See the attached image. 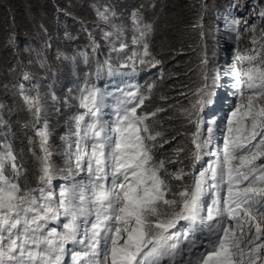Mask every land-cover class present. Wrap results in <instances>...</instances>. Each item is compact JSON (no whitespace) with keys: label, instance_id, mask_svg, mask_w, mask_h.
Here are the masks:
<instances>
[{"label":"snow or ice","instance_id":"6c2138e0","mask_svg":"<svg viewBox=\"0 0 264 264\" xmlns=\"http://www.w3.org/2000/svg\"><path fill=\"white\" fill-rule=\"evenodd\" d=\"M98 15L108 22L115 13L105 9ZM259 15L264 17V11ZM131 19L134 49L124 42L118 27L105 35L120 40L113 51L124 54L121 67L135 70L137 63L154 67L160 61L149 52L152 25L138 12H133ZM233 23L238 25L240 21ZM253 59L245 54L237 63H251ZM201 62L206 65L207 57ZM107 68L113 70L111 64ZM231 68L240 75L235 63ZM243 76L248 94L241 84V102L227 120L228 136L215 164L201 170L190 187L179 191H173L169 178L180 180L183 173L168 171L166 164L173 160L155 158L156 151L168 141L157 139L163 133L150 120L156 112L138 114V107L147 98L137 95L138 90L125 93V106L111 125L99 116L100 90L93 87L82 91L80 107L85 111L73 117L72 135L76 137V166L89 175L86 185L61 188L58 196L53 192L51 184L56 174L49 161L46 123L37 133L42 153L38 157L41 168L37 187H30L26 177L21 181L25 169L17 162L11 145L0 151V264H63L66 255H70L72 264H162L165 258L169 264H176L184 253L181 243L188 240L193 225L207 221L216 222L209 225L207 243L201 242L204 250L193 254L195 261L189 257L187 262L181 259L180 264H264V240H260L264 236V162L257 163L264 161V102L256 103L264 101V69L249 67ZM207 79L205 75V83L194 93L190 107L182 109L196 128L193 166L211 142V128L208 139H200L202 113L215 102L211 92L214 85ZM20 94L38 120L40 96L27 94L23 85ZM210 188L217 189V196L211 207L205 208L202 201ZM220 188L225 189V198L220 197ZM238 210L243 212L242 218L235 215ZM61 216L66 222L60 223ZM217 217L221 219L217 221ZM182 220L188 222L187 226L177 228ZM53 222L62 230L49 228ZM69 244L80 246V250L68 249ZM193 247L195 242L189 241V253Z\"/></svg>","mask_w":264,"mask_h":264},{"label":"trees","instance_id":"16d2710c","mask_svg":"<svg viewBox=\"0 0 264 264\" xmlns=\"http://www.w3.org/2000/svg\"><path fill=\"white\" fill-rule=\"evenodd\" d=\"M213 1L219 3L223 0H114V4L110 3V6L120 11H109L114 12L115 16H111L104 26L111 30H114V26L121 27L120 20L124 23V15H130L128 13L131 8L137 6L148 13L151 18L150 24L152 21L157 24L155 52L162 58L167 75L165 82H160L157 96L153 101L159 104L157 109H163L155 118L154 127L163 133L158 140L161 143L164 140L168 141L158 149L157 156L166 161L173 158L174 163L166 164L170 173L175 172V167L182 160L189 158V130L192 124L183 115L182 107L189 98L186 94L188 89L191 87L194 89L200 83L198 74L201 49L199 19L203 18L210 22L212 16L208 13L205 4ZM93 2L99 3V0H0V105H3L0 111L4 112L8 121L13 123L19 133V142L27 150H29V145L24 142L29 128L24 121L28 119V116L33 115L21 100L13 84V74L10 70L12 66L21 63V54L18 49L22 44H24L23 48L27 45L21 39L22 31L26 28L27 33L35 34L42 40H50L54 48L61 47L63 44H60V41L63 37L59 32L57 16L58 20L65 19L72 27L77 25L74 13L89 22L99 21L101 18L96 17ZM257 2L264 5V0H257ZM11 7H16L14 13ZM64 9L71 12L65 15L67 10ZM101 11L104 9L102 8ZM54 52L50 50L49 55L51 61L57 65L59 59L55 55L58 52L55 55ZM60 68L59 72H61ZM60 76L59 87H61L62 79L65 78L63 72ZM162 92L164 96H159ZM46 110L53 119H59V122L54 125L52 136L53 141H59L65 134L66 125H69L71 107L59 100L56 102L49 100ZM177 150H182L179 155L176 154ZM24 151L27 153L25 149ZM39 151L40 146L34 145L28 157H25L29 162L30 171L33 165L30 164L29 158L31 157L32 161L35 158L32 154L39 153ZM169 180L175 182V188L187 182L182 179L169 178Z\"/></svg>","mask_w":264,"mask_h":264},{"label":"rangeland","instance_id":"374dc122","mask_svg":"<svg viewBox=\"0 0 264 264\" xmlns=\"http://www.w3.org/2000/svg\"><path fill=\"white\" fill-rule=\"evenodd\" d=\"M224 1V2H223ZM222 2H216L213 1L212 10L214 13L216 12L217 8L216 5H222L226 6L228 4L227 0H223ZM222 3V4H221ZM249 6L257 5L256 3L251 2V0H248ZM16 7H11V10L13 13L15 12ZM231 6H229L226 9V12L230 11ZM224 12L222 15L225 17L223 21L221 18H216L215 16L211 15L212 18H210V22L218 26V30H216L214 33H212L210 36L207 37V39L210 41V45H215L217 43V39L219 37V34L221 32L219 26L223 23L225 24V28L229 26V24L233 21L232 17H227V13ZM63 21V20H59ZM96 20L95 22H97ZM24 27V26H23ZM228 28V27H227ZM231 38L235 44L234 49V63L237 64V61L239 60L237 57L241 55L242 50H244L245 42L239 37L237 39V32L234 30L230 31ZM23 37H25V44H27L24 48H21V51H24V57H25V63H26V74L20 77L19 82L20 86L23 85L24 91L29 95H37L44 91L45 83L47 79V75L43 72L42 68L39 66H36L35 64L40 61V56L45 57L49 56L50 50H55L57 47L54 48L53 44H51V41L48 40H42L39 36H35V34H29L27 33V29L24 28L21 34ZM60 44H63V41H60ZM65 45V44H63ZM49 50V51H48ZM69 54V53H68ZM63 59H66L64 56H62ZM243 75V73H242ZM25 76L28 77V80H25ZM246 80V77H245ZM25 81V82H24ZM28 82V84L26 83ZM205 126V125H203Z\"/></svg>","mask_w":264,"mask_h":264},{"label":"clouds","instance_id":"9594fccd","mask_svg":"<svg viewBox=\"0 0 264 264\" xmlns=\"http://www.w3.org/2000/svg\"><path fill=\"white\" fill-rule=\"evenodd\" d=\"M227 1H228V4L226 6L216 5L215 7L217 8V10L215 13L211 9L213 6V3L205 4L207 7V10H208V13L215 16L216 18L217 17L221 18V20H222L224 18V16L222 14L224 12H226V9L229 6H231V8L232 7L236 8L235 11H233L236 13V15L240 14L242 11L248 9V12L243 15L245 18H247L249 20L248 24L245 26V29H248L251 26H253L254 28L252 30L246 31L249 34V36H248L249 41L246 44H248L247 47H250L251 52L254 54L255 60L256 59L257 60L263 59L264 58V17L260 16L259 13L261 11H264V5L258 4L257 0H251V2H253V3L257 2V5H254L253 7L248 5V0H227ZM102 2H103V0H102ZM228 12H226V13L228 14ZM233 12H229V13H233ZM145 13L147 14V17L149 19H151L146 11H145ZM199 20H200L199 32H200V37H201V40H200V44H201L200 51H201L202 48L211 47L210 41L207 39V37L210 36L212 33H214L216 30V27H218V26L209 22V21L204 20L203 18H200ZM156 25L157 24L155 23V39H156V33H157V26ZM154 42H155V40H154ZM152 49H153L152 51L156 57V60L160 61L159 66H161V64L164 66V68H163L164 72L163 73H161L157 70L155 71V75L157 74V75L163 76L160 79V81L157 83V85L159 86L160 82L161 83L165 82L167 71H166V68H165V65L163 63L162 58L155 52V44H154V47ZM156 69H158V67ZM200 77L201 78L203 77L202 73H200ZM202 85L203 84H199L194 89L192 87L188 89V92L190 91V94L188 95L189 98L187 101L194 98V93ZM222 86L223 85L221 84V82H219L218 86L216 87L217 90H224V88H222ZM188 92L186 94H188ZM219 93L220 92H217L215 94V96L218 95ZM156 96H157V93H156L155 97ZM159 96H164V93L163 92L159 93ZM153 101H152V105L159 106V104H156ZM157 106H155V107H157ZM210 107L213 108L212 105ZM207 113H209V112H207Z\"/></svg>","mask_w":264,"mask_h":264},{"label":"bare ground","instance_id":"6f19581e","mask_svg":"<svg viewBox=\"0 0 264 264\" xmlns=\"http://www.w3.org/2000/svg\"><path fill=\"white\" fill-rule=\"evenodd\" d=\"M244 81H246L245 80V77L242 75V73H240V75L236 78V79H234L233 80V83H232V88L233 89H235L237 86H238V84H242ZM229 85V82H227V84H226V86H228ZM212 107L215 109V110H217L218 112H220V108L218 109V107L213 103L212 104ZM232 107V106H231ZM203 119V118H202ZM204 120V119H203ZM221 120V119H220ZM59 167V166H58ZM243 214V213H242ZM252 214L253 215H255V209H252Z\"/></svg>","mask_w":264,"mask_h":264}]
</instances>
